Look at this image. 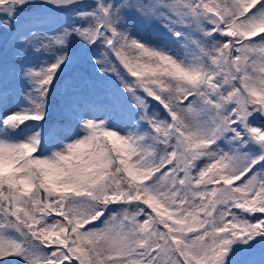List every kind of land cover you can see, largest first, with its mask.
<instances>
[{"label":"snow or ice","instance_id":"1","mask_svg":"<svg viewBox=\"0 0 264 264\" xmlns=\"http://www.w3.org/2000/svg\"><path fill=\"white\" fill-rule=\"evenodd\" d=\"M0 264H264V0H0Z\"/></svg>","mask_w":264,"mask_h":264},{"label":"trees","instance_id":"2","mask_svg":"<svg viewBox=\"0 0 264 264\" xmlns=\"http://www.w3.org/2000/svg\"><path fill=\"white\" fill-rule=\"evenodd\" d=\"M153 39H155V37H153Z\"/></svg>","mask_w":264,"mask_h":264}]
</instances>
